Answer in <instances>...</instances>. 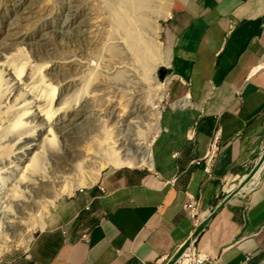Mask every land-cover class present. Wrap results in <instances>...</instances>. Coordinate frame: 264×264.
I'll list each match as a JSON object with an SVG mask.
<instances>
[{
    "label": "crops",
    "instance_id": "0c3cea01",
    "mask_svg": "<svg viewBox=\"0 0 264 264\" xmlns=\"http://www.w3.org/2000/svg\"><path fill=\"white\" fill-rule=\"evenodd\" d=\"M169 6L170 71L184 93L170 101L164 136L155 147L150 141L151 164L100 170L91 184L57 199L27 247L0 264H175L193 235L201 251L220 256L205 264H264V170L256 191L233 193L264 144V0ZM218 129L208 176L198 159ZM192 196L202 223L184 209ZM87 227L89 242L80 237Z\"/></svg>",
    "mask_w": 264,
    "mask_h": 264
},
{
    "label": "bare ground",
    "instance_id": "6f19581e",
    "mask_svg": "<svg viewBox=\"0 0 264 264\" xmlns=\"http://www.w3.org/2000/svg\"><path fill=\"white\" fill-rule=\"evenodd\" d=\"M19 1L21 2V6L17 3V0H7L6 3H3L1 15L3 27L0 31V105L6 103L5 110L3 111L5 112V120L8 126L6 131L0 128L3 131V135H7L6 140H2L4 136L0 134V151L5 149L7 144L18 143L15 146V155L20 149L19 151L22 154L20 160H23L21 158L24 156L30 159L21 168L23 171L15 180L10 177H1L2 181L8 184L7 190L10 192L6 191L8 198L11 196L9 198V208L4 210V215L11 213H7L10 211V207L13 204H17L25 209H31L32 212H29V209L26 210L23 214L25 217L31 216L34 213L38 217L37 220H40L42 223L50 206L55 203L58 196L64 193V190L58 188V185L59 187L63 186V188L69 187L68 192L77 187L76 185L70 186L71 180L67 179L68 176L64 174L56 175L53 171H50V175L44 174L40 177L34 174L40 172L42 166L48 164L49 160L53 161L54 169L55 166H61L64 170H68L73 166L79 172H82L84 166H89L93 167L97 173L107 164L132 166L135 158H137L138 164H151L152 152L150 143L148 144V141L145 140L141 141L139 137L141 133L143 134L140 127H142L143 123L145 124L142 121L141 114L145 115L146 113L147 117L150 115L149 118L155 116V109L159 107L160 100L164 96V84L163 82H157L155 86V89L158 90L156 96L154 95L151 98L150 103H145L147 98L143 95V89L148 88L145 76L134 77V82H131L130 79V82L137 83L136 86L138 87L137 93L133 98V103H141L143 107L140 109L136 108L127 120L124 121L126 123L125 132H121L117 138L118 145L116 152H108L102 148L103 153H99L98 156L95 155L94 157L90 148L81 149L80 146L83 143L81 144V141L76 140V138L67 136L66 131L69 130L72 136L73 133L77 135L83 134L78 126H84L85 109L93 104L99 105L100 96L91 94L82 102L79 98L82 92H79L75 97L70 99L71 89L77 87L82 79L79 76L68 80L64 77V72H66L65 67L67 66H71L74 69L83 66V62L77 57L66 60L55 58L49 61L30 64L25 51V44H37L49 47L50 41H48L47 32L61 29L49 24L53 17V13L50 10L43 19L47 25L46 28L38 30V37H28L21 27L24 24L21 16H24L28 10L32 9L34 0L33 2L31 0ZM72 4L65 7L67 12L74 10ZM170 4L171 0H169ZM9 7L13 9V16L6 15ZM163 8H159L154 0H95L90 8V17L87 19L90 28V45L94 53L98 56L101 50V52H107L108 55L116 58L119 55L120 48L128 49L136 64L144 68L145 72L149 71L147 68L151 69V65L154 63L158 64L156 66L157 69L160 65V62L157 61L160 57L159 49L145 38L144 30L151 29L149 22L150 14L158 17L161 15V12H169V9ZM94 28H97L99 33L93 35ZM160 30V23L157 22L152 31L159 35ZM119 33L122 36H119L118 41H116V35ZM5 74L10 78V87L5 86ZM48 75L63 76L60 82V89L52 83ZM112 76L118 80H124V78L122 79V71L120 69H115ZM107 82L108 77L95 68L87 76L84 85L86 86L87 84L100 88L106 86ZM124 82H128V79ZM68 93L69 95L67 96ZM65 94L66 97L64 96ZM67 103H82L83 105H76L73 108V118L75 120H71L70 122L67 121V114L64 112V106ZM100 109L97 106L96 110L99 116L103 113ZM54 118L56 120L55 124L53 123ZM56 128L58 129L57 131L61 132V136L67 140L66 144L70 146L68 155H64L65 146L67 147V145H57L58 136ZM29 138L30 141H28ZM89 144L90 147H96V150L100 149L96 138L89 141ZM74 158H78V160L73 162ZM63 160H65L66 164H63ZM15 167H17V164ZM10 179L12 180L9 181ZM19 185L30 188L32 193L26 191L29 196H25L22 193L23 190L19 191ZM6 216H4V222H10V219H5ZM16 222L15 226L17 228H23L24 222L21 218ZM41 223L38 222L37 224L40 225ZM34 225L35 223L32 224V226ZM32 226L29 224L28 227L24 228L27 230L26 237L24 240L23 237L22 240L18 239L17 244H20L22 241H24L25 245L29 243L33 237ZM5 246L6 241L0 239V254Z\"/></svg>",
    "mask_w": 264,
    "mask_h": 264
},
{
    "label": "rangeland",
    "instance_id": "374dc122",
    "mask_svg": "<svg viewBox=\"0 0 264 264\" xmlns=\"http://www.w3.org/2000/svg\"><path fill=\"white\" fill-rule=\"evenodd\" d=\"M7 0H0L1 10H0V31L3 27V20H2V8L3 3H6ZM13 1V0H12ZM33 2V0H31ZM158 7H164L165 9H170L169 7V0H154ZM95 0H34V6L32 9L28 10V12L21 16L24 24L21 26L22 29L25 31V34L28 37H38V30L45 29L46 24L44 23V17L48 11H52L53 17L50 20V25L60 28L61 30L54 31V32H47L48 33V41H50L49 47L39 46L37 44H25V51L27 57L31 63H37L40 61H49L55 58H62V59H71L73 57L79 58L83 62V66L76 67L75 69L71 66L65 67L66 72H64V77L68 80L74 79L76 77H80L82 81L77 85V87H73L70 92V99L75 97L76 94L82 92L79 96L80 100L83 102L85 99L91 94L99 95V106L101 111L103 112L100 116L97 113V106L96 104L89 106L85 109V118L83 120L84 126H78L81 129L83 134L77 135L76 133L70 134V131H66V135L76 138V140H80L81 144L83 143L81 149L90 148V151L93 152L95 157L98 156L99 153L102 152V148L108 152H116V147L118 145L117 138L121 132H125V125L124 122L127 120L129 115L136 109L142 108L143 106L141 103H133L134 95L137 93L138 87L136 86L137 83L134 82V77H141L145 76L146 84L148 88L143 89V95L147 98L145 103H150L151 98L156 96L158 90L155 89L157 82H163V93L166 94V91L169 92L168 98H162L160 100L159 107H156L155 116L153 118L147 117L146 113L142 115V121L145 122L141 125V132L143 131V135L139 136L141 141L145 140L152 141V146L155 147V144H158L159 137L164 136V130L162 127L165 126L167 123L165 121V115H167L170 111L174 108L171 107L170 101L175 100L183 95L182 85L180 81V77L170 71V62H169V33H172V8L169 12L163 13L158 17H155L154 14L149 15V22L151 24V29L144 30V36L148 41H151L156 48L159 49L160 57L157 61H159L160 65L157 67L158 64L154 63L151 65V69L148 67L149 71L145 72L144 68L139 67L131 52L128 49L120 48L119 55L116 58H113L111 55H108L107 52H101L97 56L91 45H90V37H89V22L88 18L90 17V8L94 4ZM17 3L21 6V2L17 0ZM71 3H73L74 10L72 12H67L65 7H68ZM163 8V9H164ZM7 16H13V9L9 7V10L6 13ZM157 22L160 23L161 30L159 31V35L152 31V28L157 25ZM99 33L97 28H94L92 34ZM122 36L121 33L116 35V41H118V37ZM173 42V40H171ZM173 47V45H172ZM97 68L100 70L104 75L108 77V82L106 86L97 88L95 86H89L86 84L84 85L87 76L92 72V69ZM160 68H166L167 72L165 73L164 77H160ZM115 69H120L122 71V79L118 80L112 76ZM97 73V72H96ZM87 74V75H86ZM172 78L169 81V78ZM48 78L52 81V83L60 89V82L63 79L61 75H48ZM85 79V80H84ZM128 79V82H124ZM131 79V82H130ZM92 78V82H93ZM11 82L8 75L5 74V86L10 87ZM151 85V87H150ZM70 91V88H69ZM69 93L67 94V96ZM66 97V94L64 95ZM165 96V95H164ZM83 106L82 103H67L64 106V112L67 114L66 119L68 122L71 120H75L73 118V108L75 106ZM6 103H2L0 105V128L3 131H6L7 128V121L5 120V110ZM147 106V105H146ZM150 114V113H149ZM145 119V120H144ZM148 120V121H147ZM147 121V122H146ZM53 123H56L55 118L53 119ZM67 128V127H66ZM65 128V129H66ZM69 129V127H68ZM0 130V134L3 135V131ZM56 134L58 136V146H63L64 144L67 145V140L61 136V132L57 131ZM32 133V131H30ZM156 135V136H155ZM4 136V135H3ZM7 135H5L2 140H6ZM96 138L99 142L100 149L96 150V147H90L89 141ZM144 138V139H142ZM90 139V140H89ZM1 141V140H0ZM30 141V138L29 140ZM83 141V142H82ZM6 144V143H5ZM18 143L7 144L6 148L0 151V178L10 177L14 180L21 174L24 167V164L29 161L30 158H26L25 156L22 157L20 160V156L22 155L21 152L18 150L17 154L15 146ZM92 149V150H91ZM118 149V148H117ZM95 150V151H94ZM70 151V146H65V153L64 155H68ZM27 153L26 151H24ZM98 152V153H97ZM57 155V154H56ZM100 157V155H99ZM78 160V158H74L73 162ZM133 165H141L138 164L137 158L134 159ZM20 162V163H19ZM52 160H49L48 164H44L41 168V171L38 173H34L37 176H41L44 174L50 175V171L56 173V175L64 174L67 175V179L71 180L70 186L76 185L77 187L73 188L70 192H68L69 187L63 188V186L58 188H62L64 193L56 198L59 199L63 196H68L73 194L78 188L91 184L95 181L98 176L102 173L103 170L113 167H118L117 165L107 164L101 168L100 174L97 173L93 167H86L84 166L83 171L79 172L76 167H71L68 170H64L61 166L56 167L54 169V165ZM17 164V167L15 165ZM63 164H66L65 160H63ZM75 168V169H73ZM62 169V170H61ZM78 172H77V171ZM63 172V173H62ZM82 174V175H81ZM0 179V239H4L6 241V246L3 248L0 258L4 257L6 254L11 252H19L27 247L29 244H24V241L17 244V240L23 237V240L26 237V229L29 224L32 226V236H35V232L38 229V222L41 223L40 220H37V216L32 213L30 216L25 217L23 214L26 210L22 206H18L17 204H13L10 207V211L8 215H4V210H6L9 205V198L11 196H7L6 191H8V184ZM62 179V177H61ZM10 179L9 181H11ZM8 181V182H9ZM66 183V181H65ZM63 183V184H65ZM19 191L23 190L25 196H29L26 191L32 193L30 188H25L22 185H19ZM36 190V189H35ZM34 190V191H35ZM8 193H10L8 191ZM55 200V201H56ZM13 202V200H11ZM16 203V202H15ZM13 207V208H12ZM51 207V206H50ZM20 209V210H19ZM25 209V210H24ZM50 209V208H49ZM15 211V213H14ZM29 212L31 209L28 210ZM49 211V210H48ZM47 211V212H48ZM32 212V211H31ZM11 214V215H10ZM7 215V216H6ZM21 215V216H20ZM4 216L6 220L10 219V222H4ZM23 216V217H22ZM22 219L24 222L23 228H17L16 221L18 219ZM13 219V220H12ZM15 219V222H14ZM24 235H22L21 234ZM22 235V236H21ZM3 237V238H2ZM5 237V238H4ZM32 237V239H33ZM31 239V240H32ZM30 240V241H31ZM29 241V242H30ZM8 246V247H7Z\"/></svg>",
    "mask_w": 264,
    "mask_h": 264
},
{
    "label": "built area",
    "instance_id": "2783aa9c",
    "mask_svg": "<svg viewBox=\"0 0 264 264\" xmlns=\"http://www.w3.org/2000/svg\"><path fill=\"white\" fill-rule=\"evenodd\" d=\"M220 142V129L215 131L212 136L208 148L205 154L198 159V162H203V168L208 176L212 175V167L214 161L219 152ZM264 170V144L261 146L260 154L258 157V163L247 172L243 180L239 183L238 187L233 193L238 194L242 197H247L249 194L256 191L261 185V174ZM82 189V187H80ZM232 190L230 191V193ZM89 208V207H87ZM184 209L188 216L195 222H203L201 220V214L199 211V200L196 197H189V199L184 203ZM91 230L87 227L80 232V237L82 240L90 241ZM199 235H193L179 248L177 255L174 259L175 264H205V263H215L219 260L220 256L211 257L207 253L201 251L198 247ZM250 258V255L246 256V260ZM167 256H162L161 260L164 261Z\"/></svg>",
    "mask_w": 264,
    "mask_h": 264
},
{
    "label": "water",
    "instance_id": "95a60500",
    "mask_svg": "<svg viewBox=\"0 0 264 264\" xmlns=\"http://www.w3.org/2000/svg\"><path fill=\"white\" fill-rule=\"evenodd\" d=\"M159 71H160V77L163 78L165 73L167 72V69L166 68H160Z\"/></svg>",
    "mask_w": 264,
    "mask_h": 264
}]
</instances>
